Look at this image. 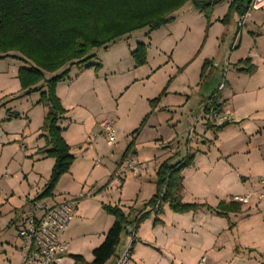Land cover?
Returning a JSON list of instances; mask_svg holds the SVG:
<instances>
[{
	"label": "crops",
	"instance_id": "1",
	"mask_svg": "<svg viewBox=\"0 0 264 264\" xmlns=\"http://www.w3.org/2000/svg\"><path fill=\"white\" fill-rule=\"evenodd\" d=\"M232 1L225 0L213 7L214 23H221V25L210 23L212 26L208 30V36L215 35L214 38L219 40L229 31L222 22L224 18L222 16L226 15ZM261 10L264 9L251 13L245 27L248 22L255 24L251 28L264 23V16L262 17V14L259 13ZM195 12L199 11L193 4L186 3L173 14V22L154 30V34L151 31L152 41H155V33L161 29L164 34L162 40L171 39L174 35L173 25L180 16L195 15ZM231 18L237 22L239 14L234 13ZM243 28L240 31L238 28L239 34L237 32V36L240 35L241 38L240 46L243 41ZM248 34L255 38V35L261 34L260 37H262L264 33L249 30ZM158 36L159 33L157 38ZM256 40H259L260 43L256 50L252 51L253 56L262 58L264 38L257 39L256 37ZM209 41L208 38L205 46L209 45ZM135 46L137 47L134 44L130 45L128 48L130 53L135 49ZM236 46L237 44L234 47ZM240 56H243L242 53ZM251 56L250 54L247 58H250L252 64L258 68L253 74H245L250 76L247 87H245L249 88L250 94H245L252 98L251 110L245 111L244 108L240 111L231 108L239 95L244 93L240 92L246 91L245 88L240 89L241 91L238 90L241 86L238 81H243V79L236 76V87L231 88L230 93L225 96L227 100H230V108H226L222 100L219 101L218 104H223L221 108L210 113L212 119L209 117L210 119L205 121L204 130L207 129L205 136L206 134L210 136L211 129H213L217 132L215 139L210 140V138L204 137L205 140H199L200 142L197 141L195 144L188 140L181 144L180 141L172 142L170 139L161 138L159 143L162 149L161 156L165 157V160L171 158V164L183 159L189 153L194 155L193 165L183 170V202L207 204L214 208L221 201L228 202L239 196H249L251 200L249 205L243 204L240 212L230 213L229 217H225L216 214L207 207H201L197 211L178 213L174 212L168 203H164L161 211L156 213L151 207L145 206L147 201L139 204L140 191L146 182L145 177L148 175L147 170L151 160H140L135 157L134 154L138 153L137 145H131L132 143L121 149L120 155L116 154L113 148L107 151L101 150L99 136L104 135L103 132L91 135L85 125L75 124L76 126H73L68 122L67 119L71 120L70 114L73 115L71 109L76 106V103L71 100L72 94L76 95L75 91L79 82V78L69 79L73 67L71 66L68 78L57 85V95L67 110L59 121V125L63 129V137L71 146V153L75 157L74 162L69 172L61 177L53 196L40 197L50 179L55 160L39 151L47 143L43 133L39 132V137L31 146L33 158L30 161H34L31 171L28 173L21 171L20 174L0 173V264H22L25 257L36 250L33 242L19 234V230L23 225H26L31 214L40 218L53 205L64 200L77 199L82 194L83 197L77 201V213L62 237L68 243V249L62 257L61 264H75L72 255L82 256L87 262L93 261L94 250L104 242L115 221V217L104 209L105 204L119 205L129 215L130 221L151 211L150 216L143 220L133 233L128 228L123 231L116 253L105 264H115L120 253L130 245H132L130 264H198L202 258L205 259L203 264H264V196L259 198L261 192L264 191V186L260 183V179L264 176V77L259 76L264 66V60L260 61L262 63L258 61L256 63L254 57ZM153 58L155 56H151L148 51L145 67H149L150 70L162 69L163 64ZM182 58L183 60H178L176 64H185L189 57L184 55ZM242 59L244 57H240L239 61ZM205 60H208L206 73L209 66L220 67L222 64L219 58L215 59L213 56H205ZM129 61L133 60L129 58ZM134 62H130V64L132 65ZM203 66L204 64L202 68ZM93 71L94 68L85 66L81 74L92 75ZM99 78L100 76L97 75L93 80ZM197 78L198 82L196 83ZM197 78L193 83L195 86L199 84L200 79H203L201 73ZM86 87L89 90V86L86 85ZM159 93L158 90L156 94H148L145 99L150 100ZM185 101L186 98L177 91L174 92V95L166 92L155 109L152 110L146 103L137 122L142 118L143 113H147L150 118L146 127L156 126L158 128L161 122H165L166 126L177 127L178 120H175L177 111L174 107L185 106ZM111 116L101 122L112 121L116 132L117 114H111ZM9 120L4 119V121ZM64 120H66L65 123ZM224 123H228V125L222 130H218L217 127ZM190 124L192 125L193 122ZM3 125L5 126L6 123ZM6 133L2 139L0 150L5 149L9 143L7 139L11 138L8 131ZM17 136L12 138L19 141L20 138ZM191 136L192 133L189 137L191 138ZM157 139L160 140V138ZM107 143L108 145L113 144L108 140ZM163 145H167L170 149H163ZM206 145L210 147L207 148ZM131 146L130 154L124 158V154L129 148L131 149ZM24 147H26L25 143L22 144V148ZM133 148L136 149L133 150ZM184 150L187 154L184 153ZM128 158L147 162L148 166L142 173L116 177L117 166ZM42 169L45 170V175L42 173ZM155 191L156 181L155 187L150 188L148 196L151 198ZM39 204H42L41 208L38 207ZM133 241H135L134 244Z\"/></svg>",
	"mask_w": 264,
	"mask_h": 264
},
{
	"label": "rangeland",
	"instance_id": "2",
	"mask_svg": "<svg viewBox=\"0 0 264 264\" xmlns=\"http://www.w3.org/2000/svg\"><path fill=\"white\" fill-rule=\"evenodd\" d=\"M259 13L262 14V17L264 16V10L259 11ZM194 14L180 16L179 20L173 25L174 35L171 39L168 38L163 41L162 37H164V34L162 33L163 29H161V31L155 33V41H152L153 35L151 36L150 33L153 32L154 34V31L151 32L148 28H143L134 31L124 39L117 40L107 49H97L95 51L96 55L89 62L94 64L91 67L94 68L92 75H87L88 73L81 74V71L88 63L72 65L69 79L75 80L79 78V82L75 91L76 95L72 94L73 98L71 100L76 103V106L71 109L73 115L70 114L71 120L70 118L67 119L68 122L73 124V126H76L75 124L79 126L85 125L87 130L93 135L103 131L100 125L101 120L107 117L111 118V114H117L116 140L112 145H108L107 138L104 135H100V149L107 151L113 148L115 153L120 155V150L134 141L138 150V153L134 154V156L140 160H151L147 170L148 175L145 177L146 182L144 181V187L140 191L139 204L145 203L150 199L148 193L150 188L155 187L158 168L165 160V157L161 156L162 149L159 144L161 138L164 140L170 139L172 142L180 141L181 144H184L187 140L195 144L197 141L200 142L199 140H205L206 137L210 138V140L215 139L217 132L213 129H211L210 136L208 134L205 136V131L207 130H204L206 127L205 121L210 119L209 117L212 119L210 113H214V111L206 113L205 107L209 106L210 101L219 103L222 100L226 108H230V100H227L225 96L230 93L231 88L236 87L237 77L239 76L243 79V81H238L241 85L238 90H243L247 87L248 78L250 77L245 74H253L258 69L256 67L252 73L240 71L241 68H248V65L238 64V61L240 57L246 59L250 54L253 56L254 50L260 43L259 40H256V37L257 39L264 38V34L262 37H260L261 34L255 35L254 38L248 34V31L256 30L259 33H264V23L261 26L258 25L251 28L255 24L248 22V25L243 28V41L240 46L241 38L240 35L237 36L238 25L235 20L230 18L229 21L223 23L229 31L226 32L223 38L218 40L214 38L215 35L213 37L211 35L208 36V30L212 26L210 23H214V16L211 15L209 23L203 12L199 11ZM214 24H217V26L221 25V23ZM158 33L159 36L157 38ZM208 38L210 39L209 45L205 46ZM141 42L148 44L149 54L155 56L153 60L157 59L163 64L162 69L150 70L149 67H145L147 63L141 66L136 65L128 48L132 44L137 45ZM236 44L237 46L234 47ZM241 53L243 56L239 57ZM184 55L189 57L185 64H176L178 60H183L182 57ZM205 56H213L215 59L219 58L222 64L220 67L209 66L206 75L195 86L193 83L202 72V65L206 61H204ZM253 57L256 63L264 60V54L262 58ZM129 58L133 61H129ZM130 62H134V64L131 65ZM97 64H101V67L96 69ZM22 66H29V64L18 56L0 57V146L3 137L7 134L6 131L11 137L9 140L7 139L9 143L5 149L0 150V173L20 174L21 171L25 173L31 171L32 163L34 162L30 161L33 158L31 156V150H33L31 146L35 139L39 137V132L40 134L43 133L41 126L44 122V116L49 110L48 105L38 103L41 96L40 92L23 94L17 77L19 68ZM47 75V77L52 76L51 74ZM97 75L100 78L93 80ZM259 76L264 77V66ZM86 85L89 86V90ZM222 85L223 88L221 89ZM224 88L225 90H223ZM158 90L160 93L157 96L150 100L145 99L148 94H156ZM164 90L172 95L177 91V93H181L186 98L185 106L174 107L177 111L175 120L180 121L179 123L176 122L178 126H166L165 122H161L158 128L156 126L146 127L150 118L147 113H143L142 118L137 122L138 116L143 111L146 103L150 105L152 110L155 109L156 106H153L152 100ZM245 90H240V93H244L240 94L234 101L231 106L232 110L241 111L244 108L245 111L251 110L252 98L245 94H250V91L249 88H245ZM214 95L213 100L212 97ZM146 117L147 121L143 128L138 133L133 134ZM4 119L10 120L4 121ZM192 122L193 124L191 125L190 123ZM4 123H6V127L3 125ZM189 133H192L191 138ZM16 136L20 138L19 141L12 138H16ZM157 138H160V140ZM23 143L26 146L24 148H22ZM206 146L207 148L210 147L209 145ZM167 148L169 147L166 145L163 149ZM135 149L133 148V150ZM193 151L195 152L196 150ZM184 153L187 154L186 150H184ZM42 173L45 175L44 169H42ZM261 193L264 195V191ZM259 198L261 199V197ZM250 202L249 198L247 204L249 205Z\"/></svg>",
	"mask_w": 264,
	"mask_h": 264
},
{
	"label": "trees",
	"instance_id": "3",
	"mask_svg": "<svg viewBox=\"0 0 264 264\" xmlns=\"http://www.w3.org/2000/svg\"><path fill=\"white\" fill-rule=\"evenodd\" d=\"M223 1L225 0H0V57L18 56L29 64L20 67L18 71L21 90L23 94L40 91L38 103L49 107L41 127L47 143L39 151L54 158L55 163L40 197L53 196L61 177L69 172L75 159L59 125L67 110L57 95V85L68 78L70 67L84 63H88L86 67H92L94 64L89 62L96 55L95 50L107 48L136 30L148 28L149 31H154L173 22V14L188 2L203 12L210 23L213 7ZM248 7L249 4L246 5L244 0H233L222 22L229 21L234 13H245ZM131 56L137 66L147 63L148 44L138 43L136 49L131 51ZM207 64L208 60L202 68L201 78L206 74ZM238 64L248 65V68H241L240 71L252 73L256 69L250 58L242 59ZM99 67L101 64L96 65V69ZM47 74L52 76L47 77ZM165 94L166 90L152 100L154 107ZM214 97L215 95L213 100ZM209 103L205 107L206 113L221 108V104L215 101ZM147 117L133 134L143 128ZM227 125L228 123H224L217 129L222 130ZM133 144L134 141L131 145ZM131 150L132 146L126 151L124 158ZM170 161L171 158L166 159L159 166L156 191L145 206L151 207L156 213L161 211L164 203H168L178 213L207 207L225 217L242 210L243 203L236 199L221 201L214 208L207 204L183 202V170L193 165L194 155L189 153L174 164ZM103 207L115 217L114 224L104 242L94 250L93 261L87 262L82 256L72 255L75 264H105L116 253L123 231L128 228L133 233L151 214L149 211L130 221L129 215L119 205L105 204Z\"/></svg>",
	"mask_w": 264,
	"mask_h": 264
},
{
	"label": "built area",
	"instance_id": "4",
	"mask_svg": "<svg viewBox=\"0 0 264 264\" xmlns=\"http://www.w3.org/2000/svg\"><path fill=\"white\" fill-rule=\"evenodd\" d=\"M264 9V0H250L247 11L239 15L237 25L239 31L246 25L247 19L255 10ZM239 34V32H238ZM223 85L221 86V89ZM103 134L109 143L116 140L115 127L112 121L104 120L101 122ZM191 133H189L190 135ZM148 164L147 162L137 161L132 158L126 159L119 164L115 170L116 177H124L128 174L142 173ZM264 186V176L260 179ZM263 193L259 197H263ZM83 197V194L79 196ZM64 200L48 208L43 216L37 218L31 214L26 225L19 230L21 237L30 240L36 246V250L25 257L22 264H61L62 257L67 252L68 243L63 240V234L67 230L70 222L77 213L78 199ZM249 196H239L236 200L247 204ZM38 207H42L39 204ZM25 224V223H24ZM132 258V245L126 247L117 257L115 264H130ZM204 258L198 263L203 264Z\"/></svg>",
	"mask_w": 264,
	"mask_h": 264
},
{
	"label": "water",
	"instance_id": "5",
	"mask_svg": "<svg viewBox=\"0 0 264 264\" xmlns=\"http://www.w3.org/2000/svg\"><path fill=\"white\" fill-rule=\"evenodd\" d=\"M245 4L248 5L250 0H244Z\"/></svg>",
	"mask_w": 264,
	"mask_h": 264
}]
</instances>
